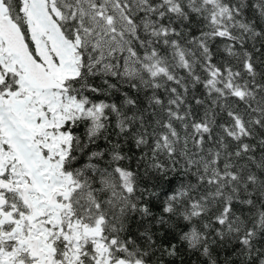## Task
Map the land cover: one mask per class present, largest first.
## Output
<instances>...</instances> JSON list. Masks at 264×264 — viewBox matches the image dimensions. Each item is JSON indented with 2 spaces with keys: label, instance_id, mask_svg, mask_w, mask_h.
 Instances as JSON below:
<instances>
[{
  "label": "snow or ice",
  "instance_id": "1",
  "mask_svg": "<svg viewBox=\"0 0 264 264\" xmlns=\"http://www.w3.org/2000/svg\"><path fill=\"white\" fill-rule=\"evenodd\" d=\"M0 264H264V0H0Z\"/></svg>",
  "mask_w": 264,
  "mask_h": 264
}]
</instances>
